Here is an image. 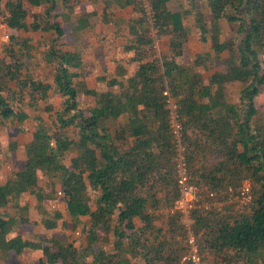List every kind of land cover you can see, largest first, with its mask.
Returning <instances> with one entry per match:
<instances>
[{
  "label": "trees",
  "instance_id": "1",
  "mask_svg": "<svg viewBox=\"0 0 264 264\" xmlns=\"http://www.w3.org/2000/svg\"><path fill=\"white\" fill-rule=\"evenodd\" d=\"M171 1L102 0L116 11L131 7L134 15L128 20L104 15L106 23L125 25L126 58L111 80L101 78L110 90L98 91L83 77L81 51L64 41L69 15L79 13L81 0L61 5L0 0V16L11 32L0 57V118L18 127L34 121L22 169L0 185V252L5 257L32 251L40 253L38 264H190L182 263L188 249L178 240L182 215L157 214L175 208L180 197L175 114L183 126L187 170L203 189L201 204L203 197L213 201L225 193L226 198L245 181L251 184V204L243 213L224 216L200 202L192 210L204 264H264V119L255 102L264 87V0H193L199 40L209 42L211 50L198 54L192 67L178 61L190 39L185 19L192 11L172 12ZM197 1L206 3L210 23ZM94 15L81 13L72 33L87 31ZM222 20L233 26L234 35L224 37ZM21 31L53 35L44 50L51 82L28 72L24 58L32 47L19 39ZM157 40L166 42L160 55ZM200 68L211 74L196 71ZM234 83L244 85L239 104L228 98L227 88ZM52 95L62 98L61 109L49 102ZM80 96L93 97L95 104L83 105ZM40 112L53 116L51 123ZM42 183H59L64 212L75 220L73 228L82 225V243H61L45 234L27 238L21 228L30 221L4 211L31 194L43 216L37 225L56 230L63 211L50 216L45 201L52 197Z\"/></svg>",
  "mask_w": 264,
  "mask_h": 264
},
{
  "label": "rangeland",
  "instance_id": "2",
  "mask_svg": "<svg viewBox=\"0 0 264 264\" xmlns=\"http://www.w3.org/2000/svg\"><path fill=\"white\" fill-rule=\"evenodd\" d=\"M59 5L62 4V0H56ZM107 4L102 3V0H81L80 10L78 14L69 15L70 19L65 25V30L67 36L64 38V41L68 44V48L79 49L82 53L83 60V77L91 88H94L98 91H107L110 90L107 81H101V78H107L111 80L114 76L116 66L118 62H124L126 54L124 52V46L127 44V34L125 30V25H119L118 22L106 23L104 21V15L111 16L113 20L117 19V16L130 18L131 10H123L118 12L115 8H107ZM197 9L202 10L206 15L209 23L211 22V16L209 14L208 7L206 3L197 1L195 3ZM170 9L172 10H188L192 11V15H189L185 19V24L190 31V39L188 44L184 45L183 57L179 58V63L185 66H193V61L198 54L207 53L211 50L210 43L202 44L199 40L200 34L199 30L195 26V16L193 8V0H182L174 1L170 4ZM35 11H43L38 7L34 8ZM95 12L90 19L91 26L84 33H79L74 35L72 33L71 25H76V21L79 18V15L82 13H91ZM121 18V17H120ZM118 21V20H117ZM31 19H29V23ZM232 25L226 23L222 26L224 37L234 35L232 32ZM156 31H152V35L156 36ZM11 32L7 31L6 25L3 23V18L0 16V57H3V49L10 41ZM7 36L8 38H5ZM19 39L28 40L30 46L32 47L31 53L28 57L24 58V62L28 72L38 81L41 82H51L53 79V72L50 66H47L44 60V50L46 45L52 39L51 33H42V32H33L21 31L17 34ZM165 41L157 40L155 45V51L160 55L161 51L166 48ZM135 66H129L130 71H134ZM223 68V67H222ZM196 70V69H195ZM201 72L205 76H209L211 72L200 68L196 70ZM215 71V70H213ZM231 100L238 98L237 88L231 86L228 90ZM79 100L83 105L89 107L95 104L93 97L80 96ZM49 102L55 107L56 110L61 109L63 100L62 98L52 95L49 99ZM32 114L36 115L34 111ZM43 116L46 122L51 123L53 116H50L44 112H40V116ZM259 115L263 117L262 108H260ZM34 132V121L33 119L28 120L24 125L16 126L15 123L10 121H1L0 118V184L4 183L9 179L13 172L22 169L24 162L26 160V145L32 139V133ZM12 145L18 146L16 151H12ZM69 155V154H68ZM75 155V152L72 151L67 157V163L70 164V158ZM46 195H50L52 198L45 201V207L49 211L50 216L55 211H63L64 220L59 222V227L56 230L49 231L46 230L43 226L37 225L40 221L42 214L37 207L38 203L36 199L31 194L23 195L18 202V205H9V207L4 210L12 216L24 217L30 221L28 225H25L21 228V234L27 238H32L38 234H45L50 238H54L61 243L77 242L82 243L84 241V236L82 233V225L79 224L77 228H73L76 225L75 220L64 212V200L61 193V186L59 183H42ZM203 192V189H199ZM223 194V193H222ZM235 199H229V196L225 197L219 195L217 198H214L213 201L210 199L205 200L203 197V203L200 202L199 206L208 208L210 211L216 209L217 212L223 214L224 216H236L239 213L245 212L250 203L249 195L243 191L242 195L237 194ZM177 206V204H176ZM198 206V207H199ZM175 208L161 210L157 212L159 215H170L171 211H174ZM176 210V209H175ZM172 214H174L172 212ZM180 214V213H178ZM181 215V214H180ZM192 211L189 214V217L181 216L180 225L183 226L182 236H178V240H183L185 242L187 238V225L190 223L192 225ZM217 216L215 219L218 220ZM165 220V219H164ZM66 221L67 225L64 223ZM138 228L142 227L143 224L137 220ZM157 225L161 226L163 221H155ZM165 222V221H164ZM194 229V228H193ZM195 232V230H194ZM196 233V232H195ZM100 238H104V233L100 230ZM182 238V239H181ZM188 251L190 243H183ZM110 246L108 245L107 248ZM40 253L27 251L22 256H17L15 254L5 257L0 252V264H38V258ZM185 257L183 258L182 263H186ZM204 262V261H203Z\"/></svg>",
  "mask_w": 264,
  "mask_h": 264
},
{
  "label": "built area",
  "instance_id": "3",
  "mask_svg": "<svg viewBox=\"0 0 264 264\" xmlns=\"http://www.w3.org/2000/svg\"><path fill=\"white\" fill-rule=\"evenodd\" d=\"M147 6L148 16L151 20V18L153 17V12L149 4H147ZM5 38L8 37L5 36ZM170 108L172 109V111L176 109V105L173 100H171ZM173 130L178 147L176 173L180 197L177 202V206L175 207L176 210L174 209V211H171V213L178 212L182 216L188 218L190 212L201 201V195L199 187L193 183L192 176L187 170V163L185 161L184 155L185 147L182 145L181 141L183 135V126L179 123L175 114L173 115ZM243 191H245L249 195V203L251 204V184L249 181H245L237 191H232L229 194V199H235L236 196H239L237 194L242 195ZM185 242L190 243L189 251L185 256V261L189 262L190 264H204L203 257L200 253L197 234L194 232L193 226L190 223L187 225V238Z\"/></svg>",
  "mask_w": 264,
  "mask_h": 264
},
{
  "label": "crops",
  "instance_id": "4",
  "mask_svg": "<svg viewBox=\"0 0 264 264\" xmlns=\"http://www.w3.org/2000/svg\"><path fill=\"white\" fill-rule=\"evenodd\" d=\"M99 1V0H98ZM174 1H182V0H172L170 3H169V8H170V4L172 3V2H174ZM124 10H126V9H124ZM127 10H131V11H129V13L131 12V16H130V18L134 15V12H133V8H127ZM172 12H179V11H184V9H182V10H172V9H170ZM121 11H123V10H121ZM121 11H118V12H121ZM186 11H188V10H186ZM190 15H192V13H190ZM121 17V18H120ZM129 18V19H130ZM188 18V17H187ZM117 19H125V20H128L126 17L124 18V17H122V16H117ZM226 24V21L225 20H222L221 21V26H224ZM227 37H230V36H227ZM210 52V51H209ZM179 61V60H178ZM222 70H224V68H221V71ZM231 86H235L236 88H237V93H238V98L237 99H233V100H231V98H230V95L228 94V98H229V102H231V103H234V104H239L240 103V95H241V91H242V89L244 88V85L242 84V83H234V84H230L229 86H228V88H227V90H229V88L231 87ZM255 102H256V107H257V109H258V111H260V108H262V113L264 114V87H263V89H262V93L259 95V97H257L256 99H255ZM263 119H264V115H263ZM33 134V133H32ZM31 141V140H30ZM29 141V142H30ZM28 142V143H29ZM27 143V144H28ZM17 147L18 146H16V145H14V148H13V151H16V149H17ZM25 149H26V147H25ZM8 180V179H7ZM6 180V181H7ZM5 181V182H6ZM4 182V183H5ZM4 183H1L0 185H2V184H4ZM138 220V219H137ZM141 222V221H140Z\"/></svg>",
  "mask_w": 264,
  "mask_h": 264
}]
</instances>
